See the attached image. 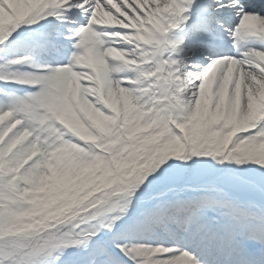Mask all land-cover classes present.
Listing matches in <instances>:
<instances>
[{
	"label": "snow or ice",
	"instance_id": "1",
	"mask_svg": "<svg viewBox=\"0 0 264 264\" xmlns=\"http://www.w3.org/2000/svg\"><path fill=\"white\" fill-rule=\"evenodd\" d=\"M0 264H264V0H0Z\"/></svg>",
	"mask_w": 264,
	"mask_h": 264
}]
</instances>
